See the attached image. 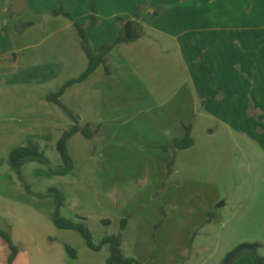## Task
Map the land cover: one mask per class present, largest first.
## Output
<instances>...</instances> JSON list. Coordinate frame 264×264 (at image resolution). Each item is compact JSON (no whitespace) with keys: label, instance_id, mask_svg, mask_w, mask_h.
I'll return each mask as SVG.
<instances>
[{"label":"rangeland","instance_id":"374dc122","mask_svg":"<svg viewBox=\"0 0 264 264\" xmlns=\"http://www.w3.org/2000/svg\"><path fill=\"white\" fill-rule=\"evenodd\" d=\"M96 2L91 0L76 10L80 15L87 9L93 13ZM148 6L149 3L146 8ZM24 15L28 17L29 13ZM0 63L4 78L10 80L9 68L13 62L1 58ZM78 84L67 88L64 94ZM76 96L70 97L74 109L68 106L69 102L65 105L62 97L60 99L72 115L55 104L61 116L48 118L55 120L51 122L60 128L72 122L70 130L75 124L74 116L81 126L93 124L92 130L99 131L91 139L81 135L72 140L74 170L66 179L51 172L63 167L56 146L65 131L62 134L51 131L52 128L44 124L9 125L7 121L11 117L0 110V230L11 236L18 250L16 259L20 257V261L16 264H63L56 259L57 251L66 254L67 264H106L107 247L93 251L78 232L55 226L54 199L37 196L50 188H57L66 198L61 216L69 220L77 216L84 218L96 244L108 234L120 233L122 222L126 221L123 241L128 232V248L133 246L136 253L141 254L149 252L148 264H185L190 257L199 264L202 259L223 253L225 260L244 243H259L262 247L258 254L264 258V152L259 157L254 153L258 147H246L240 135L211 127L192 133L195 145L179 151L172 162L174 144L169 134L164 135L153 126H160L159 130L169 128L172 135L180 136L176 122L186 123L190 109L185 106L183 110L176 109L179 100L168 106L167 112H161V118L151 113L133 122L134 126H150V129L125 130L117 135V142L111 143L112 128L84 123L80 93ZM9 102L15 111L21 106L18 99L12 98ZM116 104L122 111L132 113L138 100L110 99L107 106L114 110ZM5 117L6 122H3ZM30 142L39 144L51 166L28 163L22 168L23 179L20 180L9 167V156L13 150ZM68 147L70 151L69 144ZM26 186L33 194L27 192ZM103 221H108L109 225H104ZM4 242L0 238V259ZM148 245L151 251L147 250ZM7 246L4 250L11 254ZM68 248L75 250L76 258L69 257Z\"/></svg>","mask_w":264,"mask_h":264},{"label":"crops","instance_id":"0c3cea01","mask_svg":"<svg viewBox=\"0 0 264 264\" xmlns=\"http://www.w3.org/2000/svg\"><path fill=\"white\" fill-rule=\"evenodd\" d=\"M143 1L97 0L96 17L100 23L90 34L95 52L102 45L115 41L117 19L134 20ZM147 1L149 6L135 19L147 36L115 48L109 55L111 75L107 76L104 67H99L87 80L62 96L64 104L69 102L68 106L74 109L70 97L76 98L80 93L79 106L85 112L84 123L112 128L114 134L110 141L115 143L117 135L125 130L150 129V126H134L136 118L151 113H157L155 116L161 118V112H167L166 108L179 100L176 109L184 106L190 109L186 123L183 120L176 122L180 136L172 135L169 128L159 130L160 126H153L162 134H169L171 144L175 138L183 137L186 125L191 126L193 135L196 130L218 127L217 130L223 129L230 135H240L246 147H258L254 153L261 157L264 152V0ZM14 2L0 0V59L13 62L11 68L7 66L11 73L8 74L12 75L10 80L4 78L5 72L0 70V110H5L4 115L11 117L7 121L9 125L44 124L52 128L51 131L62 134L73 123L56 127L51 122L55 120L48 117L61 116V113L46 98L88 67V58L80 46L74 24L85 26L93 16L88 9L81 15L76 10L91 0H25L26 10L20 16L11 13ZM44 3L49 6L45 8ZM60 5L73 13L74 21L49 14ZM26 13H29L28 17H25ZM196 48L201 49L215 80L199 65ZM2 67L0 63V69ZM217 88L220 97L203 104ZM12 98L21 102L16 111L10 106ZM119 98L138 100V106L132 113L122 111L119 104L114 110L112 106L109 109L108 101ZM141 100L148 102L144 104ZM3 120L6 122V117ZM77 136L81 135H75L68 143L73 158L70 144ZM68 175L60 177L66 179ZM124 237L126 255L148 264L149 252L136 253L133 246L128 248V232ZM6 246L4 242L2 247L5 249ZM105 247L108 248L104 246L102 250ZM4 249L0 264H8L10 252L8 254ZM151 249L148 245L147 250ZM224 257V253L211 255L199 264H222ZM56 259L63 264L68 262L63 251H57ZM19 261L20 257L14 264ZM185 264L196 263L190 257ZM232 264L255 262L249 254H244Z\"/></svg>","mask_w":264,"mask_h":264},{"label":"trees","instance_id":"16d2710c","mask_svg":"<svg viewBox=\"0 0 264 264\" xmlns=\"http://www.w3.org/2000/svg\"><path fill=\"white\" fill-rule=\"evenodd\" d=\"M147 0H144L137 9V14L135 19L139 18L143 10L147 6ZM53 17L63 16L71 21L73 17L68 13L64 7L61 5L58 9H55L49 13ZM97 9L94 5L93 16L90 22L86 26H81L75 22V28L78 32L80 38V46L83 52L88 58V67L82 76L76 80H72L64 85V87L58 92L49 94L46 98L48 102L54 103L64 109L68 114L72 115V112L68 110L61 102V97L63 96L65 90L75 84L84 82L91 75H93L99 67H104L106 74L111 75L109 67V55L117 47L126 44H133L142 38L146 37V32L140 29L135 19H125L120 18L118 22V36L114 42L102 45L97 52L93 50L90 34L94 28H96L100 20L97 19ZM198 54V63L202 70L208 73L213 80H215L212 75L210 68L204 58L201 49L196 48ZM220 97V89L217 88L214 94L207 96L203 104L207 102H213ZM74 119V126L65 131L59 141L57 142V152L63 163L61 170H53L51 172L57 176H66L74 170V161L70 154L68 143L69 140L77 134L84 136L85 138L91 139L99 131L98 129H93V124H87L85 126L80 125V121L72 116ZM97 128V127H96ZM191 127H185V134L182 138H175L173 141L174 150L172 154V162L175 161L176 154L179 151L187 150L195 145V141L191 136ZM166 151L167 149L164 148ZM28 163H39L47 167L51 166L50 160L46 157L45 153L41 150L40 146L36 143L30 142L25 147H20L13 150L9 156L8 164L10 169L16 173L20 180H22V168ZM27 192L33 194L28 186H26ZM39 198H53L55 201V212L53 216L54 224L57 228L61 230H70L78 232L84 239L86 246L93 251H100L104 246L109 248V256L107 258L106 264H141L132 257L126 255L123 249V230L126 227V221L122 222V231L118 234H108L106 235L100 243H94L92 233L86 223V220L82 217L77 216L75 220H69L61 216V209L66 205V198L57 188H50L47 193L37 195ZM104 225H109L108 221H103ZM0 237L3 238L8 244L11 254L8 259V264H12L16 259L18 250L13 245L11 236L0 230ZM262 246L259 243H244L239 245L234 251L228 254L226 259L222 264H228L231 260L233 262L244 254H249L253 258L255 264H264V258L260 257L258 254L259 249ZM232 262V263H233ZM231 263V264H232Z\"/></svg>","mask_w":264,"mask_h":264},{"label":"water","instance_id":"95a60500","mask_svg":"<svg viewBox=\"0 0 264 264\" xmlns=\"http://www.w3.org/2000/svg\"><path fill=\"white\" fill-rule=\"evenodd\" d=\"M26 10V2L25 0H15L13 7L11 8V13L15 16H20ZM67 253L70 258L76 257V252L73 249L68 248ZM233 260H231L228 264H231Z\"/></svg>","mask_w":264,"mask_h":264}]
</instances>
